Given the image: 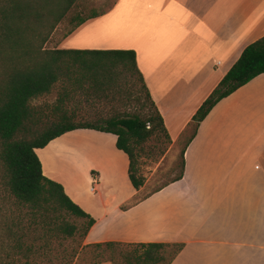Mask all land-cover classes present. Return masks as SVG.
<instances>
[{
	"label": "crops",
	"instance_id": "obj_1",
	"mask_svg": "<svg viewBox=\"0 0 264 264\" xmlns=\"http://www.w3.org/2000/svg\"><path fill=\"white\" fill-rule=\"evenodd\" d=\"M262 37L264 0H116L50 48L133 51L171 140L167 152L182 155L180 175L148 191L149 181L131 186L113 134L78 129L35 150L44 177L95 221L83 245L183 244L172 264H264V74L186 138L196 111ZM65 139L67 161L57 143ZM61 163L71 181L57 174ZM75 175L90 186L78 187Z\"/></svg>",
	"mask_w": 264,
	"mask_h": 264
},
{
	"label": "trees",
	"instance_id": "obj_2",
	"mask_svg": "<svg viewBox=\"0 0 264 264\" xmlns=\"http://www.w3.org/2000/svg\"><path fill=\"white\" fill-rule=\"evenodd\" d=\"M80 8L75 0H0V164L4 187L27 208L34 223L38 219L46 231L58 238H72L78 230L67 217L81 219L80 236L84 242L95 221L69 199L60 184L44 177L35 150L78 129L113 134L117 138L116 148L128 158L129 182L134 190H139L145 177L139 172L136 151L156 135L162 136L168 145L171 140L137 68L133 51L46 47L60 25L69 27L66 39L87 21L106 13ZM117 70L136 77L144 93L145 102H141L148 105L146 115L111 118L103 126L81 124L71 119L73 115L59 101L53 109L57 121L39 127L38 112L30 102L48 95L63 77L70 80L73 75L74 86L104 91ZM261 74H264V37L243 50L196 111L188 124L191 137L218 102ZM183 247V244L107 242L83 245L82 249L109 253L107 260L89 264H172Z\"/></svg>",
	"mask_w": 264,
	"mask_h": 264
},
{
	"label": "rangeland",
	"instance_id": "obj_3",
	"mask_svg": "<svg viewBox=\"0 0 264 264\" xmlns=\"http://www.w3.org/2000/svg\"><path fill=\"white\" fill-rule=\"evenodd\" d=\"M115 2L116 0H75L77 6H81L80 9L85 6L106 13ZM68 28L67 24L60 25L46 47H57L63 41ZM100 33L101 31H94L92 34L97 37L101 35ZM115 74L113 81L104 88V91L88 89L86 85L74 86L73 75L69 77L70 80L63 77L48 95L30 102L31 107L38 112L36 115L40 121L39 127L43 128L57 121V114L53 113V109L59 101L63 103L67 113L73 115L71 119L81 124L103 126L111 118L146 115L148 105H143L141 102L144 100V93L136 77H130L118 70ZM191 134L192 129L188 131L186 138ZM57 143H64V159L67 161V139ZM140 148L136 151V160L139 172L145 177V181L152 183L149 184L148 191L180 175L181 154L179 151L168 154L169 145L162 136L152 137ZM56 172L71 181L73 170L67 164H58ZM2 173L0 164V264H89L109 258V253L106 251L82 249L81 219L67 217V221L78 230L72 238H58L54 233L46 231L45 227H42V221L38 219L34 223L27 208L19 204L4 187ZM74 182L82 189L90 186L83 176L75 175Z\"/></svg>",
	"mask_w": 264,
	"mask_h": 264
}]
</instances>
